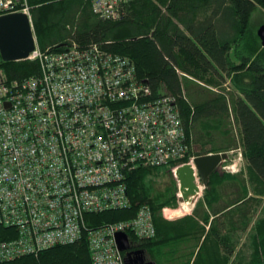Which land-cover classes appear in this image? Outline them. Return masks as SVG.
<instances>
[{
  "label": "trees",
  "instance_id": "1",
  "mask_svg": "<svg viewBox=\"0 0 264 264\" xmlns=\"http://www.w3.org/2000/svg\"><path fill=\"white\" fill-rule=\"evenodd\" d=\"M29 4L42 50H63L72 40L106 43L110 51L132 58L138 79L151 87L154 97H177L187 140L191 145L200 143L202 149L199 153L192 149L176 164L189 162L191 156L241 147L249 171L248 182L243 173L217 169L193 215L171 221L161 215L164 207L178 206L179 186L171 167H139L127 179L131 207L88 214V225L133 219L147 204L156 235L140 239L130 234L132 249L144 250L146 261L192 264L196 257L193 264H264V216L257 221L248 258L242 249L231 261L235 248L223 232L237 220L242 223L241 217L252 222L259 200L250 195V184L264 195V47L258 29L251 26L256 10H264V0H130L117 20L99 18L88 0H29ZM39 73L38 61L5 62L0 53V84ZM188 212L182 204L172 210L175 217ZM17 237V229L0 224V245ZM30 254L2 259L0 264H94L86 238Z\"/></svg>",
  "mask_w": 264,
  "mask_h": 264
},
{
  "label": "built area",
  "instance_id": "2",
  "mask_svg": "<svg viewBox=\"0 0 264 264\" xmlns=\"http://www.w3.org/2000/svg\"><path fill=\"white\" fill-rule=\"evenodd\" d=\"M88 1L99 18L115 20L130 2ZM14 13L26 14L34 32L29 0H0V16ZM34 36L27 59L39 62L40 73L0 84V224L18 231L0 245V260L86 238L94 264H128L116 234L129 236L130 249V234L155 236L151 207L97 227L86 216L130 208L133 170L168 166L175 176L186 164H176L193 149L177 97H154L132 58L106 43L72 40L63 50H42ZM173 209L163 208L167 219Z\"/></svg>",
  "mask_w": 264,
  "mask_h": 264
},
{
  "label": "water",
  "instance_id": "3",
  "mask_svg": "<svg viewBox=\"0 0 264 264\" xmlns=\"http://www.w3.org/2000/svg\"><path fill=\"white\" fill-rule=\"evenodd\" d=\"M257 34L264 47V24ZM35 36L30 18L24 13H14L0 16V53L3 61L13 62L26 60L35 50ZM227 153H211L194 158L193 163L184 164L176 170L175 178L178 182L180 197L178 203L186 204L193 209L200 198V184H207L210 175L217 170L224 161ZM199 177V181H198ZM116 241L121 251L130 247L129 236L126 233L116 234ZM134 254L141 260L144 250L135 251ZM134 255V256H135ZM132 252H127L125 260L133 262ZM134 264V262H133ZM149 264H153L149 262Z\"/></svg>",
  "mask_w": 264,
  "mask_h": 264
},
{
  "label": "rangeland",
  "instance_id": "4",
  "mask_svg": "<svg viewBox=\"0 0 264 264\" xmlns=\"http://www.w3.org/2000/svg\"><path fill=\"white\" fill-rule=\"evenodd\" d=\"M262 24H264V10L258 9V10H256V12L252 16L251 26L254 29H259V27ZM231 121H232V124H233V127H234L235 126V122H234L233 117H231ZM234 133H236V135H237V131L235 130V127H234ZM195 149H197V147ZM225 157L226 158L218 166L217 169H219L221 172L222 171H224V172L226 171V172H229V173H243V174H245V176L246 175H247V177L249 176V171L246 170V165L247 164L245 162V158L243 156L241 147H239L238 149H235L233 151L227 152ZM186 164H188V163H186ZM224 166L230 167V170H226L224 168ZM248 182H249V177H248ZM200 186H201L202 189H201L199 200L203 199L202 197H203V193H204V189H205V184L201 183ZM250 189H251L250 195L252 197H254L256 200H259V207L257 209H255V211L253 212L252 222H251V220L249 218L241 217L242 218V220H241L242 223H240L237 220L235 223H231L233 225L230 224L229 226H226V228L223 230V232H225L226 235H227L228 243L230 242L231 245L234 246V248H235V252L233 253V257H232L231 261H234L236 259L237 255H238V251H240L242 249H245V251H246V258L249 257V255L251 254V252L254 249L253 240H254V235H255V229H256L257 221L262 216H264V195H263V193L254 192L251 184H250ZM182 205H183V207L188 209L189 212L186 215H183V216H180V217H175V218L170 217V219H168V220L174 221V220L180 219L182 217H185L187 215H193V209L195 207L193 209L189 210V208L186 207L185 204H182ZM170 206H172V205H170ZM173 207L174 208H178V207H180V205L178 204V206H173ZM161 215H162V217L167 219L164 216V214H163V209L161 211ZM246 219L248 221H250V222H248ZM207 227H209V226H207ZM243 227H244V229H243ZM202 243H203V239L199 241V248L201 247ZM210 245H212L211 247L214 248V246H213L214 242H211ZM132 248L131 249L129 248L127 251L124 252L125 257H126V253L127 252H131L133 250ZM217 248H219V247H217ZM217 250L219 251V249H217ZM188 252H189V250H186V253H188ZM195 259H196V257H193L191 259L192 260L191 261L192 264L194 263Z\"/></svg>",
  "mask_w": 264,
  "mask_h": 264
},
{
  "label": "flooded vegetation",
  "instance_id": "5",
  "mask_svg": "<svg viewBox=\"0 0 264 264\" xmlns=\"http://www.w3.org/2000/svg\"><path fill=\"white\" fill-rule=\"evenodd\" d=\"M131 251V250H130ZM135 251H138V249H136V250H132L131 252H132V257H133V262H134V264H149V261H146L145 260V254H146V252L144 251V254L143 255H141V260H142V262L139 260V257H137L135 254H134V252ZM135 255V256H134Z\"/></svg>",
  "mask_w": 264,
  "mask_h": 264
},
{
  "label": "crops",
  "instance_id": "6",
  "mask_svg": "<svg viewBox=\"0 0 264 264\" xmlns=\"http://www.w3.org/2000/svg\"><path fill=\"white\" fill-rule=\"evenodd\" d=\"M183 86H184V85H183ZM184 88H185V86H184ZM185 90H186V89H185ZM192 146H193L194 151L196 150L197 153L201 152L202 146H201L200 143H198V144H196V143L194 144V143H193ZM196 147H197L198 150L195 149ZM208 147H209V146H208ZM208 147H206V148H208ZM211 153H213V152H208V154H211Z\"/></svg>",
  "mask_w": 264,
  "mask_h": 264
},
{
  "label": "bare ground",
  "instance_id": "7",
  "mask_svg": "<svg viewBox=\"0 0 264 264\" xmlns=\"http://www.w3.org/2000/svg\"><path fill=\"white\" fill-rule=\"evenodd\" d=\"M67 43H68V42H67ZM63 46H64V45H63ZM61 48H62V47H61ZM182 160H184V159H182ZM182 160H181V161H182ZM179 162H180V161H179ZM184 204H185V203H184ZM185 206L188 207L186 204H185ZM188 208H189V207H188ZM189 210H190V208H189ZM105 212H106V211H105ZM101 213H102V212H101ZM94 214H95V213H94ZM97 214H99V213H97ZM15 229H16V228H15ZM17 232H18V231H17ZM75 243H76V242H75ZM46 249H48V248H46ZM37 253H38V252H37ZM30 255H31V254H30Z\"/></svg>",
  "mask_w": 264,
  "mask_h": 264
}]
</instances>
